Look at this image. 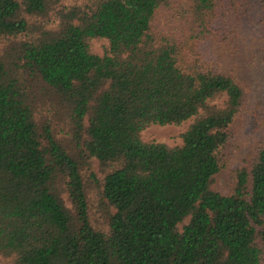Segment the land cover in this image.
<instances>
[{
	"label": "trees",
	"instance_id": "16d2710c",
	"mask_svg": "<svg viewBox=\"0 0 264 264\" xmlns=\"http://www.w3.org/2000/svg\"><path fill=\"white\" fill-rule=\"evenodd\" d=\"M241 3L0 0L3 264H263L264 145L212 188L247 93ZM190 119L179 146L141 138Z\"/></svg>",
	"mask_w": 264,
	"mask_h": 264
},
{
	"label": "rangeland",
	"instance_id": "374dc122",
	"mask_svg": "<svg viewBox=\"0 0 264 264\" xmlns=\"http://www.w3.org/2000/svg\"><path fill=\"white\" fill-rule=\"evenodd\" d=\"M238 13L233 17L227 50L232 57L231 69L246 89V99L241 112L229 130V139L222 154L223 167L214 178L212 188L218 193L229 194L235 183V173L254 159L256 150L264 145V1L242 0ZM159 33H169L174 27L161 14L154 24ZM105 40L91 42V51L101 55L107 48ZM193 119L178 126H151L141 133L144 141H154L170 147L181 145L180 136ZM5 262L0 259V264ZM264 264V262H263Z\"/></svg>",
	"mask_w": 264,
	"mask_h": 264
}]
</instances>
